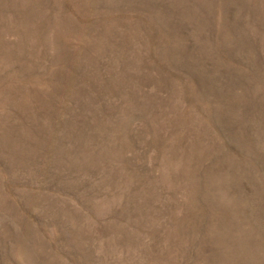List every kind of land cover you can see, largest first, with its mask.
I'll use <instances>...</instances> for the list:
<instances>
[{
	"label": "rangeland",
	"instance_id": "1",
	"mask_svg": "<svg viewBox=\"0 0 264 264\" xmlns=\"http://www.w3.org/2000/svg\"><path fill=\"white\" fill-rule=\"evenodd\" d=\"M0 264H264V0H0Z\"/></svg>",
	"mask_w": 264,
	"mask_h": 264
}]
</instances>
